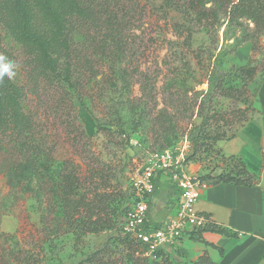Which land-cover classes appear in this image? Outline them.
Masks as SVG:
<instances>
[{"label": "rangeland", "instance_id": "374dc122", "mask_svg": "<svg viewBox=\"0 0 264 264\" xmlns=\"http://www.w3.org/2000/svg\"><path fill=\"white\" fill-rule=\"evenodd\" d=\"M124 1L130 12L122 40L108 46L117 53L115 62L106 59L101 70L97 64L98 79L74 69L79 91L67 106L64 89L37 79L24 49L0 25V53L19 65L13 80L24 89L26 111L49 136L55 156L74 161L87 189L107 193L106 204L117 209L114 228L97 234L71 230L60 207L57 222L46 215L50 196L38 190L7 142L0 146V264H131L130 247L142 257L124 230L125 214L134 203L132 179L156 154L181 149H186V157L192 154L196 126L202 122L200 108L207 110L211 101L218 111L240 105L211 97L218 77L233 67L258 65L260 72L250 86L253 96L248 98L256 106L252 119L264 116V33L257 34L250 21L230 23L220 15L219 22L208 25L189 10L188 0ZM89 34L96 35L94 30ZM79 41L77 48L86 55L87 37L79 36ZM6 79L0 81V100ZM190 162L205 174L225 167L213 153H199ZM95 168L104 171L103 180L92 182ZM175 193V185L159 177L151 210L167 209ZM161 254L170 258L166 250ZM144 262L163 263L161 258Z\"/></svg>", "mask_w": 264, "mask_h": 264}, {"label": "trees", "instance_id": "16d2710c", "mask_svg": "<svg viewBox=\"0 0 264 264\" xmlns=\"http://www.w3.org/2000/svg\"><path fill=\"white\" fill-rule=\"evenodd\" d=\"M187 5L199 21H206L208 25L219 22L220 15H223L230 23L248 20L257 34L264 33V0H188ZM129 12L124 0H0V25L24 49L36 78L64 89L67 106L79 91L73 80L74 69L77 73L96 74L98 79L97 76L101 75L98 69L106 66V59L115 62L117 53L109 51L108 46L110 41L122 40L127 23L125 17ZM91 30L95 31V36L89 34ZM79 36L87 37L88 46L84 49L87 48L89 53L86 55H83V49L77 48ZM253 63L224 72L218 77V88L211 95L222 96L240 105L232 110L229 107L218 111L212 107L211 101L207 110L200 108L202 122L196 126V143L192 154L186 157V163L196 160L199 153H213L220 157L225 167L221 168L219 175L207 173L199 177L210 186L234 184L252 188L259 184V177L247 169L241 157L226 156L216 148L218 142L235 138L256 113L255 103L248 98L253 96L250 86L260 72L258 65ZM189 67L192 66L189 64ZM261 70L264 76V64ZM4 87L1 95L4 97L0 100V146L11 143L20 162L29 169L38 190L50 196L46 215L58 222L60 207L71 230L80 234L112 230L117 209L111 208V202L106 204L109 195L104 192L97 194L98 188H93V192L88 190L76 163L55 156L49 136L39 129L35 118L26 111L24 89L8 78ZM91 173L92 182L104 179V171L99 168L91 170ZM205 232L237 237V234L216 226L212 221L188 235L195 241L212 246L203 240ZM128 250V263L144 264L147 260L136 257L137 250L131 247ZM158 258L162 264H174L161 253ZM190 264L218 263L205 253Z\"/></svg>", "mask_w": 264, "mask_h": 264}, {"label": "crops", "instance_id": "0c3cea01", "mask_svg": "<svg viewBox=\"0 0 264 264\" xmlns=\"http://www.w3.org/2000/svg\"><path fill=\"white\" fill-rule=\"evenodd\" d=\"M218 148L226 156L241 157L247 169L260 180L252 188L234 184L209 186L202 191L196 204L197 210L208 215L213 224L237 237L205 232L203 240L212 245L209 246L187 236L176 246L166 248V253L173 262L180 260L189 264L205 253L218 264H264V116L250 120L235 138L219 142ZM186 171L198 177L203 172L194 162L186 165ZM221 172V168H216L210 173L216 176ZM160 180L166 185L172 184L167 176H160ZM175 190L167 209L157 207L156 213L150 208L153 223L158 224L176 214L179 198L176 185Z\"/></svg>", "mask_w": 264, "mask_h": 264}, {"label": "built area", "instance_id": "2783aa9c", "mask_svg": "<svg viewBox=\"0 0 264 264\" xmlns=\"http://www.w3.org/2000/svg\"><path fill=\"white\" fill-rule=\"evenodd\" d=\"M186 155V149L156 154L132 179L134 203L125 215L124 230L137 243L143 258L157 259L163 250L176 246L188 233L206 227L211 221L196 208L202 191L210 185L187 173ZM160 176H167L177 186L179 198L176 214L155 224L150 219V198Z\"/></svg>", "mask_w": 264, "mask_h": 264}, {"label": "clouds", "instance_id": "9594fccd", "mask_svg": "<svg viewBox=\"0 0 264 264\" xmlns=\"http://www.w3.org/2000/svg\"><path fill=\"white\" fill-rule=\"evenodd\" d=\"M19 65L15 62L10 61L7 56L0 53V81H3L5 77L9 80L16 76L15 69H18Z\"/></svg>", "mask_w": 264, "mask_h": 264}]
</instances>
